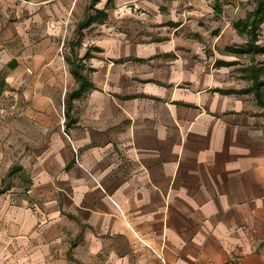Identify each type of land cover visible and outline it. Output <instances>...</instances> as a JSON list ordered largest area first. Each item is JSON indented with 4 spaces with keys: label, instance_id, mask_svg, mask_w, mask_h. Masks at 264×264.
Instances as JSON below:
<instances>
[{
    "label": "crops",
    "instance_id": "crops-1",
    "mask_svg": "<svg viewBox=\"0 0 264 264\" xmlns=\"http://www.w3.org/2000/svg\"><path fill=\"white\" fill-rule=\"evenodd\" d=\"M91 1L0 0V264H264V109L225 51L254 3L100 0L67 114Z\"/></svg>",
    "mask_w": 264,
    "mask_h": 264
},
{
    "label": "trees",
    "instance_id": "trees-1",
    "mask_svg": "<svg viewBox=\"0 0 264 264\" xmlns=\"http://www.w3.org/2000/svg\"><path fill=\"white\" fill-rule=\"evenodd\" d=\"M100 0H92L88 6V12L86 19L80 23L77 27V35L79 39L72 42V69L77 79L78 86L67 95V114L70 110L71 101L87 91L91 85V81L86 71V67L81 62L77 61L74 48L79 45L83 36L82 30L90 26L92 23H103L107 18L108 14L105 10H98L94 8V5ZM220 0H216V10L220 8ZM254 3V9L248 12L244 19H239L235 22L234 26L241 35H245L247 42L241 46H227L225 51L232 53L240 57H248L253 65L246 69V77L252 81V85L245 89L247 93L254 95V98L259 106L264 109V66L256 64V56L264 54V45L258 43L259 40V29L264 23V0H251ZM222 64L227 62L222 61ZM4 86V82L1 83Z\"/></svg>",
    "mask_w": 264,
    "mask_h": 264
},
{
    "label": "rangeland",
    "instance_id": "rangeland-1",
    "mask_svg": "<svg viewBox=\"0 0 264 264\" xmlns=\"http://www.w3.org/2000/svg\"><path fill=\"white\" fill-rule=\"evenodd\" d=\"M219 28L216 27H210V28H203V31L208 32L207 34H211L213 31L218 30ZM259 40L258 43L260 45H264V23L260 26L259 29ZM246 36L245 35H241V39H239L240 44H237L239 46L244 45L246 40ZM241 60H247L248 57H241ZM256 64L257 65H263L264 66V54L258 55L256 56ZM2 72L0 73V86L2 83ZM11 99V95L10 94H1L0 93V140L2 141V138L4 137V133L8 132V128L7 125L5 124V121L7 118H9L11 116L10 111V101Z\"/></svg>",
    "mask_w": 264,
    "mask_h": 264
}]
</instances>
